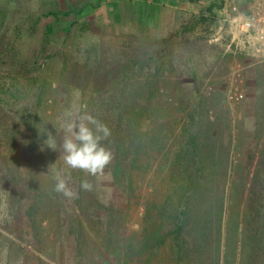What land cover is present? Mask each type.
Segmentation results:
<instances>
[{"label": "rangeland", "instance_id": "1", "mask_svg": "<svg viewBox=\"0 0 264 264\" xmlns=\"http://www.w3.org/2000/svg\"><path fill=\"white\" fill-rule=\"evenodd\" d=\"M96 3L0 0V264H123L106 245L124 250L131 239H144L149 213L162 224L164 243L127 264H231L225 249L232 248L235 216L246 209L242 180L251 176L249 156L264 139V61L235 54L232 39L249 14L264 18V0H204L195 18L165 37L123 27L106 16L104 0L97 9L89 6ZM210 4L217 8L208 13ZM236 88L245 92L242 101L229 98ZM85 110L112 132L121 118V138L142 147L137 169L129 161L135 147H124L134 196L115 186L111 168L119 154L112 132L101 142L112 153L102 174L64 164L63 125ZM135 120L137 132L130 130ZM194 125L207 153L201 171L204 177L221 171V195L228 196L215 258L197 254L193 222L177 250L175 235H165L174 222L158 212L167 191L174 192L171 174L181 168L173 161ZM215 148L216 171L208 157ZM57 173L76 199L54 190ZM84 179L91 191L80 188ZM155 204L157 210L149 209Z\"/></svg>", "mask_w": 264, "mask_h": 264}, {"label": "trees", "instance_id": "2", "mask_svg": "<svg viewBox=\"0 0 264 264\" xmlns=\"http://www.w3.org/2000/svg\"><path fill=\"white\" fill-rule=\"evenodd\" d=\"M99 2L100 0H97L96 4L88 5L93 9H97L100 5ZM88 5H84L76 14L82 12V9L88 7ZM216 8V4H210L206 10L211 13ZM201 19L200 17L198 21L200 22ZM135 123L136 120L135 122L132 121L130 130L134 132L136 130L137 132L138 128L134 126ZM121 126L120 118L117 122V129L111 131L117 138V140L114 139L113 145H115L116 148L114 149L119 154L118 159L115 158L111 171L115 186L119 189L129 190V196H134V186L131 184L134 178L127 176L126 173L128 159L127 154H124V147L128 145L130 150L135 147L132 151L135 158L129 161L132 163L131 167L136 169L141 168L144 162L143 153H141L142 147L137 144V139H133L129 144H126V140H123L119 134ZM187 135L188 141L183 150V155L173 161L175 167L181 168L180 174H171V180L174 182V192H170V189L167 191L165 206L158 212L160 218L165 219V215L166 219L174 222L172 231L165 235H175L174 241L177 250H182L181 244L185 240L183 235L186 232V224L193 222L194 231L200 237V241L198 240L199 253L197 252V254L207 253L215 258L216 255L221 254V241H218L215 235L221 234V229L224 227L226 210L224 203L228 200L227 195H221V171H216V169L221 168V159L216 157L219 150L215 148L212 155L208 156L211 159L209 162L216 172L207 174L204 177L205 174L200 167L203 166L207 153L204 151L203 144L199 141L200 129H197L196 125L190 126L187 129ZM227 154V152L224 154L225 157L222 160L223 165L225 164L226 167L230 163ZM249 158V164L250 167H253V171L250 177L247 176V180H242V189L239 193L240 200L245 203L246 209L243 213L235 216L237 218H235V221L233 220V231L231 232L233 236L231 238L232 248L226 247L225 249V255L228 254L229 260L231 258V264H264V139L258 144L256 152L251 154ZM203 167L206 168L205 165ZM126 180L130 181L128 188L125 186ZM154 193L155 191H152V194ZM194 206L196 207L193 208ZM152 208L157 210L156 204L149 209L152 210ZM147 219L149 220L142 233L144 239L139 240V237L136 240L131 239L124 250L118 247L112 248L110 244L106 245L105 249L119 263L127 264L133 257H141L148 251L163 245L164 239L159 234L162 230V224L156 221L153 213H149ZM135 243L138 244L139 248H134ZM228 249L231 251L228 252ZM121 251L124 257L121 255ZM101 257L107 259L104 255Z\"/></svg>", "mask_w": 264, "mask_h": 264}, {"label": "clouds", "instance_id": "3", "mask_svg": "<svg viewBox=\"0 0 264 264\" xmlns=\"http://www.w3.org/2000/svg\"><path fill=\"white\" fill-rule=\"evenodd\" d=\"M86 105L82 108L86 109ZM89 125H94L95 130ZM65 137L63 140V162L71 169H79L90 176L102 174L112 160L111 151L101 143L111 135V130L106 124L97 120L86 110L77 117L76 121H69L63 125ZM50 148H55V143L48 140ZM54 190L66 198L76 199L78 193L68 187V181L59 173L54 177ZM92 184L84 179L80 182V188L91 191Z\"/></svg>", "mask_w": 264, "mask_h": 264}, {"label": "crops", "instance_id": "4", "mask_svg": "<svg viewBox=\"0 0 264 264\" xmlns=\"http://www.w3.org/2000/svg\"><path fill=\"white\" fill-rule=\"evenodd\" d=\"M203 2L204 0H104L106 16L112 21L123 27L133 26L143 34L160 37L180 30L189 19L195 18Z\"/></svg>", "mask_w": 264, "mask_h": 264}, {"label": "built area", "instance_id": "5", "mask_svg": "<svg viewBox=\"0 0 264 264\" xmlns=\"http://www.w3.org/2000/svg\"><path fill=\"white\" fill-rule=\"evenodd\" d=\"M232 46L235 54H243L255 60L264 61V18L259 13H251L239 23L238 34L233 37ZM237 78H242L241 74L237 75ZM244 94L242 88H236L230 91L229 98L242 101Z\"/></svg>", "mask_w": 264, "mask_h": 264}]
</instances>
